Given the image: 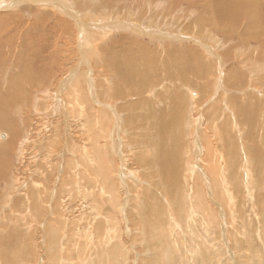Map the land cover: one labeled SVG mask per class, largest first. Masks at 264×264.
I'll list each match as a JSON object with an SVG mask.
<instances>
[{"label":"bare ground","instance_id":"6f19581e","mask_svg":"<svg viewBox=\"0 0 264 264\" xmlns=\"http://www.w3.org/2000/svg\"><path fill=\"white\" fill-rule=\"evenodd\" d=\"M129 3L0 0V224L20 231L0 236V264H31L37 253L49 264H78L80 257L62 258L74 250L95 252L88 264H110L126 250L139 264H210L223 250L219 230L232 238L246 234L247 223L262 226L254 236L261 243L248 252L251 243L230 241V254L264 264V51L238 57L241 43L264 48V0H164L176 13H198V25L184 31L167 15L163 24L143 21L164 11L159 0ZM18 154L25 185L19 170L9 175ZM189 191L200 192L197 218L151 229L148 245L142 216H157L155 229L166 225L154 209L170 205L171 195L191 205ZM176 229L195 262L188 250L175 251ZM23 237L40 242L24 250Z\"/></svg>","mask_w":264,"mask_h":264},{"label":"rangeland","instance_id":"374dc122","mask_svg":"<svg viewBox=\"0 0 264 264\" xmlns=\"http://www.w3.org/2000/svg\"><path fill=\"white\" fill-rule=\"evenodd\" d=\"M74 1V0H73ZM75 1H78V0H75ZM131 3H129V4H133V5H135V6H139L140 5V3H143V0H129ZM139 1V2H138ZM170 1H173V0H170ZM159 3H161V4H164V0H159ZM112 4V3H111ZM184 7V6H183ZM183 7L180 9V12L178 13H176V12H174V9H172L171 7H170V5H167V4H164V11H159L160 13H156V14H148V13H146V14H144V16H143V21L146 23L147 21H148V23L149 24H159V23H162L163 24V22H166L167 23V16H168V18L169 17H171V19H172V17H174V25H176V28H179V29H181V30H186V28H188V29H194V27L196 26V25H198V22H199V20H200V17H199V15H197L198 13L197 12H193V13H190V14H188L187 16H186V11H182L183 10ZM160 8H161V6H160ZM143 9V8H142ZM144 10V9H143ZM143 10L142 11H140L141 12V15L143 14ZM156 11H158V9H156ZM146 12H147V10H146ZM184 12V13H183ZM0 13H3V12H0ZM168 13H170V16L168 15ZM165 15H167V16H165ZM164 16H165V20H164ZM193 16V17H192ZM140 17V16H139ZM197 17H198V19H197ZM148 18H150V20L148 19ZM190 18V19H189ZM170 19V20H171ZM172 23V24H173ZM171 24V25H172ZM170 25V26H171ZM116 41H118L117 39H116ZM218 42H219V40H218ZM236 42H238L236 39L234 40V43H236ZM244 43H241V50H240V53L238 54V57L240 58V59H242V58H251V59H256V54H258V53H260L261 51H262V53H263V51H264V48L262 49V50H260L262 47L259 45V44H255V43H252V45H256V46H249V47H246L245 46V44L243 45ZM108 46L110 45L109 43L107 44ZM259 45V46H258ZM259 48V49H258ZM260 50V51H259ZM147 51H151V52H153L152 50H151V48H149V50H147ZM256 51H257V53H256ZM150 52V53H151ZM156 56H159V54L157 55V54H155ZM253 56V57H252ZM147 57H149V58H146V62H149V63H152L154 60H155V57H152V55H149V56H147ZM152 57V58H151ZM144 59H145V57H143ZM158 59H159V57H157ZM158 59H156L157 61H156V63H158ZM235 61V60H234ZM236 63L237 62H235L234 63V65H236ZM262 63H264V62H261V64ZM238 65V64H237ZM225 71H227L228 70V66L224 69ZM257 74V76H260V73H256ZM256 76V75H255ZM261 76H264V73H262V75ZM216 85V84H215ZM211 89V88H210ZM194 91V90H193ZM167 92H170V88L168 89V91ZM174 124V123H173ZM32 126H33V124H32ZM34 127V126H33ZM95 130H97L96 128H94ZM251 132H254V131H252L251 130ZM141 133V132H140ZM2 135H5L4 134V132H2V133H0V138H1V140H2V138H4V137H1ZM137 135V134H136ZM140 135H142V134H140ZM132 139H134L135 141H137V139H138V137H131ZM136 138V139H135ZM201 138V137H200ZM5 139V138H4ZM3 139V140H4ZM43 139V138H42ZM198 139V138H197ZM44 140V139H43ZM42 140V141H43ZM63 141H65L64 139H62ZM41 141V142H42ZM48 141V140H47ZM129 141V140H128ZM125 141L124 142V144H123V146H126V147H123V149H125V148H128V149H131V142L129 141ZM134 141V142H135ZM45 141H43V144H41V145H44L45 144V146L44 147H46V146H50V144L51 143H48V142H45ZM68 142V141H67ZM48 143V144H47ZM102 142L101 141H99V144H101ZM118 144H121L120 142H117ZM52 145V144H51ZM63 148V146L60 144V148ZM67 148H70L69 147V145H67ZM19 155L20 154H18L17 156H15V159H13L12 160V166L9 168L10 169V173L11 174H9V175H11V177H12V173H13V170H16V172L18 171L19 173H16L15 175L18 177H20V179L22 180V182L21 183H24V185L28 182V178H29V175H27V173L26 172H24V169H22V168H25V166H26V164H25V162L23 163V162H21L20 163V161L21 160H23L22 159V156L20 155V157H19ZM19 158V159H18ZM17 159V160H16ZM29 160H31L32 161V164H34V163H36L35 162V160L34 159H30V158H28ZM15 161V162H14ZM19 163V164H18ZM61 165L62 164H65V161L63 162V163H60ZM22 165V166H21ZM35 165V164H34ZM37 165V164H36ZM24 166V167H23ZM19 167V168H18ZM15 168V169H14ZM22 170V171H21ZM21 171V172H20ZM21 174V175H20ZM26 176H28V177H26V179H25V177ZM24 177V178H23ZM93 179H94V181L95 182H97L96 183V187L97 188H100L99 186H101V187H104L105 186V189L103 188V190H106L107 189V187H106V184L103 182V181H99V179L97 178V177H95V176H93ZM186 181V180H185ZM194 181L195 180H193V182L191 181V179H189L187 182H188V184L190 185V186H192L193 184H194ZM3 182V181H2ZM191 184H190V183ZM65 183V182H64ZM70 184H71V180H70V182H69ZM103 183H104V185H103ZM125 184L127 183V182H124ZM123 183V184H124ZM5 184H6V182L4 183V185H3V187H1L0 188V194H3V193H7V191H6V189H7V185L5 186ZM70 184H68V185H70ZM124 184V185H125ZM99 185V186H98ZM103 185V186H102ZM123 185V186H124ZM129 184H127V186H128ZM127 188H130V187H127ZM1 189H2V191H1ZM93 189V188H92ZM209 188L207 187V190H208ZM23 191V190H22ZM24 192V191H23ZM54 192V191H53ZM190 193L189 194H187L188 196H189V198H190V200H191V198L193 197V198H195V201L193 202V203H191V205H189V203H185V206H184V204H182V203H180V201L181 200H174V196H170V198H165L168 202H170V205H168V206H171L170 208L168 207V206H164V205H162L161 206V210H159V211H157L156 210V212H155V209H154V211H153V213H152V215H154V214H158V213H160V218H162V221H161V223L164 225V224H166V225H164V226H160V227H156V229H155V223L156 222H154L153 220L154 219H156V217L157 216H155V217H152V216H150V217H148V214H146L145 216H142L144 219H145V221H146V223H144V224H139L138 226V229L142 232V236H143V240L144 239H146V240H144L148 245L149 244H151V241H150V239H149V234H150V232L151 233H153L152 232V230L151 229H153V230H160V228H162L161 230H164L165 228L166 229H170V227H172V225H174V223L175 222H177V221H180V222H182V223H185L186 222V220L189 218L188 216H190V219H188V220H191L192 219V221H193V218L194 217H196L197 218V213L200 211L201 212V208H196L195 207V205H194V203L196 202V199L198 198L199 199V201L201 200V196H200V192L197 194V192H196V194L194 193L193 194V191H189ZM65 194H66V192H64ZM206 194H208V192H206ZM106 194H103L100 198H102V199H104V200H106V196H105ZM215 196H217V197H220V195H219V193L217 192V193H215V195L212 197V198H214ZM96 198L97 197H95V198H93L94 199V201H93V205H95L96 207H98L97 206V204H96ZM104 200H102V201H104ZM207 200H209V202H210V197L209 196H207ZM201 202V201H200ZM173 204V205H172ZM179 204V205H178ZM210 204L213 206V209H215V213H216V215H218L219 213H220V209L218 208V207H216V206H214V204L213 203H211L210 202ZM177 205V206H176ZM191 206V207H190ZM215 207V208H214ZM99 208V207H98ZM163 209V210H162ZM6 210V209H5ZM5 210L3 211V213L5 212ZM185 211V212H184ZM197 211V213H195ZM84 213L86 214V216L90 213V211L89 210H86V211H84ZM135 213H137V212H134V214ZM166 213V214H165ZM168 213V214H167ZM156 214V215H157ZM186 214V215H185ZM170 215V216H169ZM163 216V217H162ZM165 216V217H164ZM181 216V217H180ZM93 217V216H92ZM94 217H96V216H94ZM93 217V218H94ZM225 217V216H224ZM223 217V218H224ZM158 218V217H157ZM177 218V220H175ZM178 218H183V219H181V220H183V221H181L180 219L178 220ZM95 219V218H94ZM168 219V220H167ZM225 219H226V217H225ZM256 219V218H255ZM119 220H120V218H119ZM149 220V221H148ZM173 220V221H172ZM93 221V220H92ZM95 221V220H94ZM167 221V222H166ZM171 224H170V223ZM191 222V221H190ZM197 222V221H196ZM30 223V222H29ZM151 223V224H150ZM192 224H193V222H191ZM66 224H69L68 222L66 223ZM93 223H91V228H93V225H92ZM122 224H125V220H124V218H123V220H122ZM195 224V223H194ZM248 225H250V228H248V232L245 234V233H243L242 235H240L239 234V236H237V234L236 235H233V237L231 238V237H228V236H226L225 234H224V232H223V229L221 230H219V233H220V240H219V245L221 246V247H223V250H222V248L219 246V248L222 250V252L221 253H219L218 254V256L217 257H219V258H215V259H213V260H211V261H209V262H211L210 264H250L249 263V261L244 257V255L242 256V257H240V254L237 252V251H235V254H233V255H231L230 254V251L232 250V246L231 245H233V244H231V242L232 243H234V244H236V242H237V244H239V245H244V246H248V244H250L249 246H248V248H249V250H248V252H251L252 251V249L253 248H255L257 245H258V243H261V241H260V239L259 240H257L258 238L257 237H255L254 238V236H255V232L261 237V234H260V232L262 231V230H260V229H262V226H261V228L259 227V225H258V223H256V224H254V223H251V224H249V223H247ZM247 224H246V227H247ZM1 226H0V231L1 232H3L2 234H1V232H0V236L2 237L3 236V234L5 233L4 231L6 230V233L7 234H11L10 233V231H19L18 230V228H17V225H12L11 223H9V225H8V223H7V225L8 226H6L5 227V229L3 230L2 229V227L4 226V225H2V222H1V224H0ZM78 225H79V223H78ZM119 225V224H118ZM150 225H152V226H150ZM169 225H170V227H169ZM184 225V224H183ZM237 225V223L234 225V226H236ZM252 225L254 226V228H252ZM257 225V226H256ZM14 226V227H13ZM30 226L32 227V225L30 224ZM166 226V227H165ZM221 226H222V228H223V225H222V223H220V228H221ZM238 226V225H237ZM28 227H29V225H28ZM126 227H127V225H126ZM152 227V228H151ZM164 227V228H163ZM218 227V226H217ZM14 228V229H13ZM235 227H233V228H230V229H234ZM255 228H257V229H255ZM260 228V229H259ZM253 229V231H251ZM106 229H103V231H105ZM150 230V231H149ZM224 230H225V228H224ZM260 231L259 233L257 232V231ZM20 232V231H19ZM43 231H40L39 233H37L38 235H40V238L42 239V241H43V233H42ZM146 232V234H144ZM225 232H226V230H225ZM254 232V233H253ZM148 233V234H147ZM173 233V232H172ZM197 233V232H196ZM42 234V235H41ZM198 234V233H197ZM38 235H36V236H38ZM145 235V236H144ZM165 235H166V239H165ZM164 236H163V239H165V240H168L169 238V235L170 234H165ZM216 234H213V236H215ZM248 235V236H247ZM249 235H251L252 237H249ZM131 236H133V234H131ZM175 236L176 237H174V238H171V240L170 241H172V243L174 244H172L171 242L169 243V246L170 245H173L176 249H175V251H177V249H178V251L179 252H186L187 250V252H188V256H187V258H186V260H191V262H195V258H194V255H193V253H192V248L189 246V244H188V242L189 241H187V237H186V234H185V232H184V230H181V229H176V233H175ZM212 236V237H213ZM0 237V239H2ZM90 237V239H92L93 237H94V234H92L91 236H89ZM212 237H209V241H207V242H204V243H209L208 245L211 247V248H213L214 247V244H215V242H211V238ZM216 237V236H215ZM235 237V238H234ZM247 237L249 238V239H247ZM221 238H223V239H221ZM226 238V239H225ZM31 239V240H30ZM30 239H28V242H27V239L25 240V238L23 237V240H24V243H23V246H25L24 247V250L25 249H28L29 248V246H30V244H31V246L32 247H34V243H35V246H37L38 245V243L40 242H38V241H36V239L34 238L33 239V241H32V238H30ZM203 239V237H201V240ZM40 240V239H39ZM59 240H61V241H63V238H61V239H59ZM131 240V239H130ZM179 240V241H178ZM228 240H229V242H228ZM233 240V241H232ZM25 241H26V243H25ZM36 241V242H35ZM41 241V242H42ZM102 241V242H101ZM132 241V240H131ZM180 241H182V242H180ZM225 241V242H224ZM231 241V242H230ZM260 241V242H259ZM34 242V243H33ZM64 242V241H63ZM99 246H101V245H103V244H105V241H103L102 239H100L99 240ZM117 242H119L118 240H117ZM258 242V243H257ZM43 243V242H42ZM221 243V244H220ZM224 243H226L227 244V246H229V249L227 248L226 250H225V248H224V246L226 245V244H224ZM230 243V244H229ZM223 244V245H222ZM256 244V245H255ZM73 245H74V247H75V245H76V243H73ZM120 245H121V243H120ZM119 245V247H120V249L122 250V245L120 246ZM127 245V244H126ZM260 245V244H259ZM42 246V244L40 243V247ZM51 247V248H50ZM78 248L79 249H81V247H80V245H78ZM49 249L51 250V249H53V244L51 243V244H49ZM72 249H73V247H72ZM113 248L110 246L109 248H108V251L107 252H111V250H112ZM168 249V248H167ZM190 249V250H189ZM84 250H85V248H84ZM123 251V250H122ZM137 251H140V248L139 247H137ZM168 251L170 252V249H168ZM177 251V252H178ZM216 251V250H215ZM226 251V252H225ZM229 251V252H228ZM73 252V253H72ZM78 251H69V253H71V254H69L70 256L68 257V255H66V254H64V256H65V258H64V256L62 257L64 260H74V259H78L79 260V257L81 258L79 261H78V264H88L89 263V261L90 260H92V259H94V255H93V253H95V252H86V253H81V252H79V253H77ZM134 251H132V253H133ZM176 252V253H177ZM224 252H225V255H224ZM228 252V253H227ZM90 253V254H89ZM38 254L39 253H37V255H34L33 256V258L35 257H38V259L34 262V260H31V264H49L47 261H46V258L40 253L39 255L40 256H38ZM82 254V255H81ZM123 256L122 257H120V258H118V260L117 261H112V262H110V264H122V262H125V264H130V262H131V264H134L135 262H137V264H139L138 262L140 261L139 259H137L136 260V257L134 256L133 258L131 257V253L130 252H127V250L126 251H123ZM238 254V255H237ZM78 255V256H77ZM237 255V256H236ZM32 256V255H31ZM62 256V255H61ZM221 256V257H220ZM39 257H40V260H39ZM61 258V259H62ZM115 258H116V256H115ZM193 260H192V259ZM87 259H88V261H87ZM124 259V260H123ZM42 260H44V261H46V262H41ZM82 260V261H81ZM115 260V259H114ZM240 260V261H239ZM109 261V260H108ZM237 261V262H236ZM41 262V263H40ZM64 262V261H63ZM82 262V263H81ZM87 262V263H86ZM106 262V261H105ZM128 262V263H127ZM215 262V263H214ZM93 263H95L94 261H93ZM253 263H255V264H260V260L259 261H255V262H253ZM18 264V263H17ZM51 264H56V263H54V262H52Z\"/></svg>","mask_w":264,"mask_h":264}]
</instances>
